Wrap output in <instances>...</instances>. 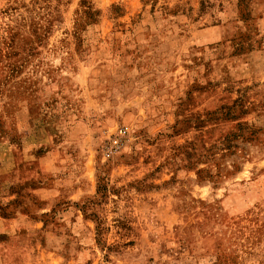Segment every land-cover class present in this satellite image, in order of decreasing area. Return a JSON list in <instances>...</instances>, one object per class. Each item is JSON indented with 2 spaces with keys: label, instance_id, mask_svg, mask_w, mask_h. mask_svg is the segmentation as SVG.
Here are the masks:
<instances>
[{
  "label": "rangeland",
  "instance_id": "rangeland-1",
  "mask_svg": "<svg viewBox=\"0 0 264 264\" xmlns=\"http://www.w3.org/2000/svg\"><path fill=\"white\" fill-rule=\"evenodd\" d=\"M0 264H264V0H0Z\"/></svg>",
  "mask_w": 264,
  "mask_h": 264
}]
</instances>
